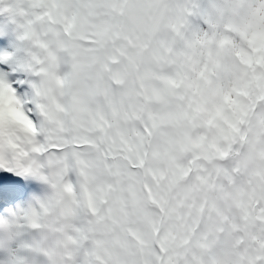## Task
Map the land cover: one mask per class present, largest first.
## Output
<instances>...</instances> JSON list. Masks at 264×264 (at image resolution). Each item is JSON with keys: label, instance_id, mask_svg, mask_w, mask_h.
Masks as SVG:
<instances>
[{"label": "snow or ice", "instance_id": "snow-or-ice-1", "mask_svg": "<svg viewBox=\"0 0 264 264\" xmlns=\"http://www.w3.org/2000/svg\"><path fill=\"white\" fill-rule=\"evenodd\" d=\"M0 12L37 78L29 91L0 71V169L51 185L54 264H264V0Z\"/></svg>", "mask_w": 264, "mask_h": 264}, {"label": "clouds", "instance_id": "clouds-1", "mask_svg": "<svg viewBox=\"0 0 264 264\" xmlns=\"http://www.w3.org/2000/svg\"><path fill=\"white\" fill-rule=\"evenodd\" d=\"M26 53L25 62L29 59L28 45H21ZM12 100L6 91H0V110L5 115L12 107ZM37 200L35 204L29 203L27 210L18 207L7 209L5 215H0V264H44L41 257L46 258V264H54L60 256L61 238L53 230L59 217L55 210L43 213L41 203L47 201ZM32 212L37 213L36 223L40 228H32L26 216ZM27 235L28 239L24 237ZM26 253V254H25Z\"/></svg>", "mask_w": 264, "mask_h": 264}, {"label": "rangeland", "instance_id": "rangeland-1", "mask_svg": "<svg viewBox=\"0 0 264 264\" xmlns=\"http://www.w3.org/2000/svg\"><path fill=\"white\" fill-rule=\"evenodd\" d=\"M211 4V2H209V0H202L200 3V6L202 8H207L209 7ZM18 36L17 38H14L13 41L14 43H17L19 40ZM11 56L10 54H4L1 53L3 50L0 51L1 56H0V60H3V58H7L4 62L0 63V68L1 67H12L13 64H16L18 66L23 67L22 65L25 62V55L24 54V50L23 47L21 49H19L18 46H13V44L11 45ZM0 71H2V69H0ZM27 75L26 77H24L25 79H22L23 81L20 82L21 86H28L29 87V91H31V82L35 81L37 78L33 77L28 71H27ZM10 74V73H8ZM17 82V79H14ZM26 176L25 181L28 183L27 188L28 189H33L34 191V195L32 194L31 198L28 199L27 202L20 204L18 207L23 208L25 210H27L29 203H33L35 204L37 200H40L41 198L46 199L48 196L51 195L52 193V188L51 185L49 183H47L46 181H44L40 175L38 174H34V173H23ZM45 174H47V170H45ZM38 187V188H37ZM37 188V189H36ZM39 189V190H38ZM39 195V196H35ZM17 209V208H16ZM25 240L28 239L27 235L24 237ZM26 254V253H25ZM41 260L44 262V264H46V258L41 257Z\"/></svg>", "mask_w": 264, "mask_h": 264}]
</instances>
